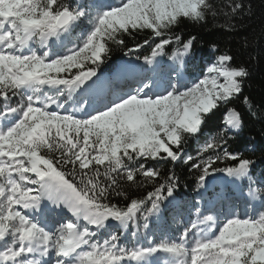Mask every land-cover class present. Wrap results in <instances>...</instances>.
Returning <instances> with one entry per match:
<instances>
[{
	"label": "snow or ice",
	"instance_id": "snow-or-ice-1",
	"mask_svg": "<svg viewBox=\"0 0 264 264\" xmlns=\"http://www.w3.org/2000/svg\"><path fill=\"white\" fill-rule=\"evenodd\" d=\"M229 8L224 15L231 20L245 5ZM209 15H218L211 0H93L77 6L0 0V264H158V254H165V264H264V178H254V160L228 151L229 139L244 127L234 108L201 147L202 157L210 155L191 167L198 171V188L216 173L246 181L247 198L258 201L260 211L218 223L197 208L202 218L178 239L149 240L146 246H122L116 234L97 239L117 225L138 231L141 218L149 228L150 218L176 198L178 178L148 162L180 161L184 144L203 136L213 110L239 98L249 76L246 67L233 66L231 55L221 54L190 85L180 71L162 85L136 74L128 91L98 101L99 70L112 45L126 49L125 56L148 46L149 54L135 60L154 68L175 43L177 51L168 58L183 65L196 38L184 40L174 29ZM85 18L88 27L80 29ZM77 30L81 35L68 46ZM145 30L149 38L128 46ZM56 43L65 50L55 51ZM243 103L251 112L247 96ZM220 160L233 163L219 167ZM123 183L150 184L152 190L119 207L110 197L124 195Z\"/></svg>",
	"mask_w": 264,
	"mask_h": 264
},
{
	"label": "trees",
	"instance_id": "trees-1",
	"mask_svg": "<svg viewBox=\"0 0 264 264\" xmlns=\"http://www.w3.org/2000/svg\"><path fill=\"white\" fill-rule=\"evenodd\" d=\"M66 2L77 6L73 0H66ZM211 2L214 9L218 11L216 17L209 15L207 20L201 23L184 20L174 29V32L181 35L184 40L192 36L196 38L189 61L186 64L188 80L192 81L199 77L206 70L207 65L216 61L221 54L231 55L233 66L246 67L249 76L239 98L213 110L214 114H210L207 127L204 128L203 132H207L208 135L199 139L202 144L206 139L215 136L224 127L222 122L227 110L234 108L243 115L244 127L237 135L229 139L228 151L242 154L245 158L254 160L255 163L262 162L264 161V0H211ZM235 2H242L245 8L243 14L230 20L224 13H230L229 5ZM229 25H234V30ZM84 28H86L85 19L80 25V29ZM79 35H81V31L77 30L69 38L68 43L73 46ZM146 38H149V30L141 32L135 41L128 39L127 44L134 46L135 43L142 42ZM150 50L148 46H145L139 53L125 56L124 51L126 49L112 45L111 58L101 66L99 73L110 72L124 59L135 58V55H148ZM174 51H177L175 43L167 47L168 55L166 57L171 56ZM244 96L250 100L251 112L249 107L243 103ZM0 108H3L2 102H0ZM194 140L195 138L189 139L184 144L185 155L175 164L170 161L148 162L149 167L159 169L162 175L175 174L178 178L176 194L184 199L193 198V190L197 184L198 171L193 169L191 165L199 163L201 159H207L210 155V153H205L202 157L200 150H198L199 146L194 144ZM188 156H191L192 160L185 163L184 161ZM232 163V161L220 160L217 161V166L226 167L231 166ZM151 190L150 184L138 187L123 183L121 191L124 195L116 196L113 194L110 199L119 207H125L131 199L143 198Z\"/></svg>",
	"mask_w": 264,
	"mask_h": 264
},
{
	"label": "bare ground",
	"instance_id": "bare-ground-1",
	"mask_svg": "<svg viewBox=\"0 0 264 264\" xmlns=\"http://www.w3.org/2000/svg\"><path fill=\"white\" fill-rule=\"evenodd\" d=\"M123 75H126V72H120L118 74H116L114 76V79L115 80H118L119 79H122L123 80V84L121 85H114V87L112 86L113 84H109L107 85V82L108 81H103V85L102 87L99 89V93L101 94V96L97 99L98 101L99 100H104L106 101L107 99H113L115 98L116 96H118V94H120L119 92H121L122 90L123 91H126L128 89V83H127V79L126 78H120L119 76H123ZM107 87H108V90H107ZM113 88H115L116 90H114ZM99 106V104L97 105ZM236 186V185H234ZM217 198V197H216ZM215 200V199H214ZM51 206V205H50ZM74 219V218H73Z\"/></svg>",
	"mask_w": 264,
	"mask_h": 264
},
{
	"label": "rangeland",
	"instance_id": "rangeland-1",
	"mask_svg": "<svg viewBox=\"0 0 264 264\" xmlns=\"http://www.w3.org/2000/svg\"><path fill=\"white\" fill-rule=\"evenodd\" d=\"M93 1H90V3L89 4H91ZM85 21H86V28L88 27V22H87V18H85ZM55 51H61L59 48H57ZM187 61H188V59H187ZM216 61H214V62H212V63H209L208 65H207V67L209 66V65H211V64H213V63H215ZM203 74H204V72H202L201 73V75H199V77H197L196 79H194V80H197V79H200V78H203ZM110 80H113L112 78H109V81ZM194 80H192L191 82H188V84L190 85ZM118 83H120V82H118ZM117 83V84H118ZM121 94L123 93V92H120ZM62 98V97H61ZM215 110V109H214ZM99 236V238H97V239H99V240H101V241H103L104 239H101L100 238V235H98Z\"/></svg>",
	"mask_w": 264,
	"mask_h": 264
}]
</instances>
